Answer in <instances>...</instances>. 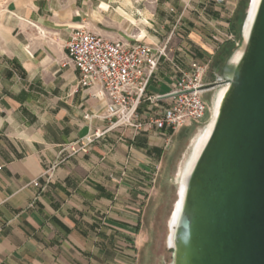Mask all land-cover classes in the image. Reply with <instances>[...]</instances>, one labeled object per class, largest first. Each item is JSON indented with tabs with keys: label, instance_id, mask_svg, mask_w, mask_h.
<instances>
[{
	"label": "crops",
	"instance_id": "1",
	"mask_svg": "<svg viewBox=\"0 0 264 264\" xmlns=\"http://www.w3.org/2000/svg\"><path fill=\"white\" fill-rule=\"evenodd\" d=\"M239 2L0 0V264H153L147 193L179 131L149 121L192 59L221 63L236 43ZM79 27L166 46V57L138 108L143 128L114 129L68 155L67 145L108 126L84 119L105 101L64 63Z\"/></svg>",
	"mask_w": 264,
	"mask_h": 264
},
{
	"label": "water",
	"instance_id": "2",
	"mask_svg": "<svg viewBox=\"0 0 264 264\" xmlns=\"http://www.w3.org/2000/svg\"><path fill=\"white\" fill-rule=\"evenodd\" d=\"M252 4L223 76L205 87L226 86L178 195L169 264H264V0L250 17Z\"/></svg>",
	"mask_w": 264,
	"mask_h": 264
},
{
	"label": "built area",
	"instance_id": "3",
	"mask_svg": "<svg viewBox=\"0 0 264 264\" xmlns=\"http://www.w3.org/2000/svg\"><path fill=\"white\" fill-rule=\"evenodd\" d=\"M66 50L64 63L79 72L78 87H96L93 96L105 101L100 115L86 114L84 119L95 117L107 121L108 126L88 133L63 150L68 155L85 154L109 131L118 128L140 131L144 125L139 119L138 108L146 99L147 86L159 58L166 57V46H151L138 40L133 44L109 41L79 27L71 33ZM208 68V63L192 59L188 69L180 72L165 97L167 106L149 121L155 129L177 132L190 122L204 118L207 106L202 97L208 91L205 88L208 84L203 82V77ZM49 177L50 174L47 179ZM33 185L38 186V183Z\"/></svg>",
	"mask_w": 264,
	"mask_h": 264
},
{
	"label": "rangeland",
	"instance_id": "4",
	"mask_svg": "<svg viewBox=\"0 0 264 264\" xmlns=\"http://www.w3.org/2000/svg\"><path fill=\"white\" fill-rule=\"evenodd\" d=\"M247 8L248 5L242 7L240 13L237 9V25L235 30L236 43L233 44L235 48L231 55L241 44V29L239 31V27L242 26V21L240 15L242 13L245 14ZM230 56L225 62H223V59L221 58L222 60L219 65L216 64L213 67H209L203 77V82L212 81V83H214L218 81L223 76L224 66ZM222 88L223 85L216 86L203 95L202 99L207 106L204 118L197 122H190L188 125L181 128L173 137L170 149L166 151L162 164L159 166L158 170H156L158 173L156 180L153 181L152 187L148 190V200L146 202L148 207L146 208L145 218L150 235L149 244H152V247H154L153 264L170 263L171 250L167 247V235L169 232L167 221L177 198L179 175L186 160L190 156L193 140L209 124L213 117L215 97L217 92Z\"/></svg>",
	"mask_w": 264,
	"mask_h": 264
},
{
	"label": "bare ground",
	"instance_id": "5",
	"mask_svg": "<svg viewBox=\"0 0 264 264\" xmlns=\"http://www.w3.org/2000/svg\"><path fill=\"white\" fill-rule=\"evenodd\" d=\"M256 2H257V0H253L251 12H250V17L253 14V11H254L255 6H256ZM248 26L249 25L247 23L246 27L244 29V37H246V35H247ZM240 54H241L240 50H238V51H236L234 53V55H233V57H232V59L230 61V64L228 66L229 70H231V68L234 66V64L238 61V59L240 57ZM225 87L226 86L224 85V88L220 89L217 92L216 97H215V101H214L213 117L211 118L209 124L193 140V143H192V146H191L192 149H191L190 156L186 160L185 165H184V167L181 170V173L179 175V182H178V188H177V198H176V200L174 202V205L172 207L169 219L167 221L168 228L170 229L171 233L173 231V225H174V222H175V215H176V213H174V210L178 209V206H179V204L177 203L178 195H180V198H181L182 193H183V189H184V179H185L186 175L190 172V170H191L195 160L197 159V157H198L203 145L207 141V139H208V137H209V135H210V133L212 131V127H213V124H214V121H215V117L217 115L218 107H219V104H220V102L222 100V97L224 95V92H225ZM167 236H168V239H169L168 243H169V245H171V236H170L169 233H168Z\"/></svg>",
	"mask_w": 264,
	"mask_h": 264
},
{
	"label": "trees",
	"instance_id": "6",
	"mask_svg": "<svg viewBox=\"0 0 264 264\" xmlns=\"http://www.w3.org/2000/svg\"><path fill=\"white\" fill-rule=\"evenodd\" d=\"M249 4V0H240V4H239V8H238V12L240 13L241 12V9H242V7H246L247 5ZM240 15V14H239ZM240 18H241V21L243 22V20H244V18H245V14H241L240 15ZM239 18V19H240ZM242 22H241V24H242ZM241 27V26H240ZM239 27V31H240V28ZM239 33V32H238ZM234 45L228 50V51H226L225 53H224V58H223V62H225L226 61V59L231 55V53H232V51L234 50Z\"/></svg>",
	"mask_w": 264,
	"mask_h": 264
},
{
	"label": "flooded vegetation",
	"instance_id": "7",
	"mask_svg": "<svg viewBox=\"0 0 264 264\" xmlns=\"http://www.w3.org/2000/svg\"><path fill=\"white\" fill-rule=\"evenodd\" d=\"M211 89H213V88H209L208 90H211Z\"/></svg>",
	"mask_w": 264,
	"mask_h": 264
}]
</instances>
